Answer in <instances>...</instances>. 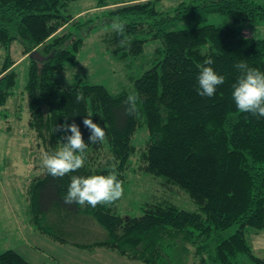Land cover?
<instances>
[{"label":"trees","instance_id":"obj_1","mask_svg":"<svg viewBox=\"0 0 264 264\" xmlns=\"http://www.w3.org/2000/svg\"><path fill=\"white\" fill-rule=\"evenodd\" d=\"M78 0H0V109L17 84L11 45L17 41L29 59L24 91L29 108L34 177L27 186V216L35 229L81 249L107 248L143 264H264L246 229H264V117L240 112L233 99L235 67L245 62L264 72V37L246 35L243 22L264 23L257 0H196L157 10L160 0H141L106 8L104 24L119 17L126 23L123 49L142 53L150 40L161 41V58L134 80L137 103L147 125V139L137 149L136 111L126 113L127 92L112 94L101 84L80 81L62 86L51 77L57 64L74 63L84 38L96 27L70 12ZM203 13L226 14L232 24H200ZM191 21L189 28H177ZM225 77L212 97L197 94L204 61ZM84 99L77 101L78 94ZM104 127L106 140L90 144L83 120ZM75 122L88 147L83 167L62 178L42 167L45 151H56L65 135L53 131ZM71 133L68 132L67 135ZM115 165L124 182L130 172L164 176L184 189L199 211H188L165 197L142 205L140 216L120 215L112 204L92 208L66 205L72 176L107 175ZM171 199V198H170ZM92 217L106 232L101 240H74L71 219ZM0 264H30L21 254L0 252Z\"/></svg>","mask_w":264,"mask_h":264},{"label":"rangeland","instance_id":"obj_2","mask_svg":"<svg viewBox=\"0 0 264 264\" xmlns=\"http://www.w3.org/2000/svg\"><path fill=\"white\" fill-rule=\"evenodd\" d=\"M111 3L115 0H105ZM196 0H160L156 3L157 10H169L179 4L195 3ZM264 4V0H257ZM98 0H78L70 5V12L82 20L93 19L94 28L84 38L77 59L74 63L64 62L56 66L51 77L62 86L80 81L88 84L104 85L112 94L135 91L134 80L161 58V41L154 39L144 44L142 53L130 55L123 49L126 43L112 30L111 24H104V10L83 13L82 10L96 6ZM81 14L77 15L79 12ZM200 24L217 26L232 24L226 14L203 13L199 16ZM191 21L180 22L177 28H189ZM236 26L245 28L246 35L264 37V23H240ZM11 55L16 60L15 69L18 74L13 94L5 106L0 109V252L12 249L21 254L30 264H143L121 257L107 248L93 251L80 250L71 244H61L38 232L27 216V186L34 177L33 150H31V130L28 127L29 108L24 91L29 59L22 56L20 44L15 41L11 45ZM4 57L0 49V62ZM137 103V131L133 144L137 149L145 145L147 125L142 110ZM123 195L116 203H112L118 214L140 216L142 205L151 202L155 197H165L176 203L178 207L188 211H199L198 206L180 186L172 184L164 176H156L147 172H130L123 182ZM171 198V199H170ZM110 204V205H112ZM97 205L100 208L110 206ZM87 218L89 216H86ZM99 229L100 235L81 242L101 240L105 230L92 218ZM80 222V221H79ZM81 224L78 223L76 228ZM254 229H246V238L254 246L257 256H264V229L257 232L256 244L263 249L258 250L254 244ZM87 240V239H85ZM254 242V243H253Z\"/></svg>","mask_w":264,"mask_h":264},{"label":"clouds","instance_id":"obj_3","mask_svg":"<svg viewBox=\"0 0 264 264\" xmlns=\"http://www.w3.org/2000/svg\"><path fill=\"white\" fill-rule=\"evenodd\" d=\"M111 27L118 36H124L126 23L119 17L113 19ZM120 43H127L130 46L131 41L122 39ZM213 63V59L209 57L204 61V65L207 66L200 67L197 94L201 97H212L217 86L224 83L225 77L214 71L211 67ZM235 67L241 73L232 86V95L237 109L240 112L251 113L253 116L264 117V72L249 67L245 62L237 63ZM76 99L78 102L84 99L83 93L78 94ZM138 99V94L135 92L127 97L125 101L127 114H133L136 111ZM90 117L87 116L83 120V125L90 131L89 143L104 142L106 140L104 127L93 123ZM53 131L64 132L62 139L66 142L61 143V146L52 153L47 151L43 153L42 167L52 177L62 178L83 167L88 144L85 143L79 126L75 122L60 124ZM68 132L71 134L67 135ZM123 191V182L118 179L115 165H113L107 175L72 176L64 203L66 205L76 203L81 206L87 204L92 208L97 205H110L122 197Z\"/></svg>","mask_w":264,"mask_h":264},{"label":"crops","instance_id":"obj_4","mask_svg":"<svg viewBox=\"0 0 264 264\" xmlns=\"http://www.w3.org/2000/svg\"><path fill=\"white\" fill-rule=\"evenodd\" d=\"M137 1H141V0H115L110 4V6H114V5H117V4H123V3H131V2H137ZM180 3V2H179ZM97 9H100V10H104L105 8H96V7H92L91 8H87V9H84L82 10L83 13H87L88 11H94V10H97ZM81 11L77 14H81L82 13ZM116 203V202H115ZM117 204V203H116ZM80 221V222H79ZM86 223V225L84 224H81V226L79 228H76V225L78 223ZM69 225H65V227L72 231V233H74V240L76 241H88V240H91L93 239V237L97 236V235H100L101 233H99V229L98 227H96L95 225H92L94 223L91 222V219L88 217H85V216H80V217H77L75 219H71L68 223ZM261 231V230H260ZM259 232V231H257ZM256 230L254 231V235L256 236L255 239H254V244L256 245V247L258 248V250L260 249H263L260 245L256 244L257 242V237H259L260 233L257 234ZM104 238V237H103ZM102 238V239H103ZM87 239V240H85ZM52 240V239H51ZM54 241V240H53ZM95 241V240H93ZM93 241H90V242H93ZM56 242V241H55ZM59 243V242H58ZM86 243H89V242H86ZM251 243V242H250ZM61 244H65V243H61ZM252 245V244H251ZM73 247H76L74 245H72ZM77 249H80V250H86V249H81V248H78L76 247ZM100 248V247H98ZM98 248H94V249H91V250H88V251H93L95 249H98ZM252 249L254 251V246L252 245ZM255 253V252H254Z\"/></svg>","mask_w":264,"mask_h":264}]
</instances>
